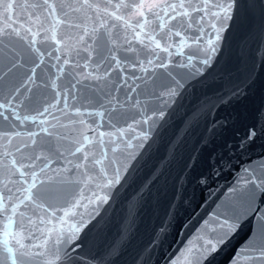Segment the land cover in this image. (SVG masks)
I'll list each match as a JSON object with an SVG mask.
<instances>
[{
  "label": "snow or ice",
  "instance_id": "6c2138e0",
  "mask_svg": "<svg viewBox=\"0 0 264 264\" xmlns=\"http://www.w3.org/2000/svg\"><path fill=\"white\" fill-rule=\"evenodd\" d=\"M256 7L264 16V0H0V264H149L175 228L199 159L181 155L188 139L201 123L213 133L227 129L218 113L256 83L253 63L239 80L221 77L210 95H196L220 63L229 22ZM258 131L264 106L256 123L233 133L238 142L224 146L244 151ZM176 162L177 193L161 216L153 194ZM195 182L207 185L208 177ZM249 189L258 195L245 207L239 197ZM228 199L243 219L213 214L169 264H191L193 253L195 264L213 261L248 220L259 227L232 264H264V156ZM149 204L145 243L141 213Z\"/></svg>",
  "mask_w": 264,
  "mask_h": 264
},
{
  "label": "water",
  "instance_id": "95a60500",
  "mask_svg": "<svg viewBox=\"0 0 264 264\" xmlns=\"http://www.w3.org/2000/svg\"><path fill=\"white\" fill-rule=\"evenodd\" d=\"M229 27L230 31L224 33L227 39L221 42L220 63L213 70L205 87L197 88L196 95L203 96L205 93L210 95L219 86V82H222L221 77L227 79L230 75L233 80H239L247 74L253 63L256 65L255 71L252 73L256 83L249 89L245 100L221 109L218 113L228 120L227 129L222 132L217 130V134L211 131L212 126L201 123L196 129L195 135H191L188 139L187 149L183 150L181 155L185 159L188 154L198 155L199 159L195 162L189 182L183 188L175 228L163 244L153 252L149 264H169L168 258L173 257V253L179 256L184 252L189 241L194 242L197 234L201 232L203 221L210 219L213 214L222 212L227 218L233 220H242L243 214H246L242 208L234 206L229 201L228 195L230 188L235 186L238 178L244 174V169L255 166L257 159L264 156V134H260L258 131L255 141L244 151L233 148V151L230 152L224 145L238 142L233 133L239 131L240 134H243L248 125L256 123V111L264 106V69L260 67V53L264 51V16H262L260 8L256 7L251 9L250 13L246 11L239 22H229ZM214 79L217 83H213ZM187 104L188 102L185 101L186 107ZM183 111L184 109H181L173 117L174 126ZM257 129H259V125H257ZM172 132L173 128H170L166 136L171 137ZM201 137L203 140L200 139ZM163 154V149H161L160 153L153 156L151 163H158ZM213 164L219 170L216 175L213 174L215 171L212 168ZM180 167L179 162L174 163L170 170L171 174L169 175L166 171L165 176L161 179L160 185H158L160 191L153 194L159 201L158 210L161 216H163L167 204L177 193L178 186L175 184V178L179 174ZM201 173L208 177L207 185H199L195 182V178ZM84 191L90 195L87 188ZM257 195L258 193L249 189L239 199L244 201L245 207L254 206L251 201ZM28 214L32 215L31 212ZM141 216L140 237L147 243V233L152 227L153 204L147 205ZM185 222L188 226L181 227ZM52 224L57 228L60 227L55 220L52 221ZM258 227L259 220L245 222L244 227L232 239V242L219 251L213 261H206L205 264H232L231 258L239 256V253L245 250L249 242L247 238L254 235L253 231ZM37 236H39L38 233ZM32 242L40 243V240L36 239ZM85 250L89 254L96 252L95 248L90 250L86 248ZM186 260L195 264L194 253L192 256L186 257ZM241 264H256V262L241 258Z\"/></svg>",
  "mask_w": 264,
  "mask_h": 264
}]
</instances>
